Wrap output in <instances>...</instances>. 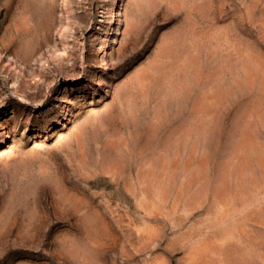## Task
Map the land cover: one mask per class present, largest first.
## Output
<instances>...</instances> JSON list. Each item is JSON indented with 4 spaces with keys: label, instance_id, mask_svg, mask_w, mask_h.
<instances>
[{
    "label": "rangeland",
    "instance_id": "374dc122",
    "mask_svg": "<svg viewBox=\"0 0 264 264\" xmlns=\"http://www.w3.org/2000/svg\"><path fill=\"white\" fill-rule=\"evenodd\" d=\"M0 264H264V0H0Z\"/></svg>",
    "mask_w": 264,
    "mask_h": 264
}]
</instances>
